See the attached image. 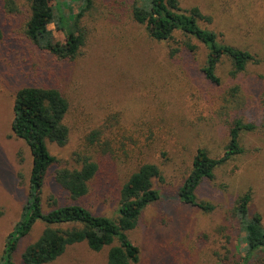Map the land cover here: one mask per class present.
<instances>
[{
  "label": "rangeland",
  "instance_id": "rangeland-1",
  "mask_svg": "<svg viewBox=\"0 0 264 264\" xmlns=\"http://www.w3.org/2000/svg\"><path fill=\"white\" fill-rule=\"evenodd\" d=\"M133 1L93 0L79 23L84 45L69 62L26 38L27 8L21 0L14 14L7 13L0 0V257L27 201L32 158L10 127L14 93L27 86L56 88L68 103L67 142L47 144L56 162L43 182L45 210L52 199L57 207L79 204L115 219L119 193L129 176L142 164L159 167L162 180L154 187L160 199L146 207L136 227L126 232L139 249L136 264H225L227 250L245 244L243 234L237 238L230 211L248 190L249 212L259 214L264 226V0H178L182 8L197 7L211 19L201 26L215 32L219 41L259 59L235 78L223 62L219 86L206 82L199 72L206 53L202 45L197 44L195 53L180 51L169 58L167 44L154 41L145 26L133 21ZM58 2L68 5L63 6L66 15L77 13L80 5L77 0ZM66 27L73 30L71 23ZM64 41L65 30L55 21L47 25L39 44ZM232 86L239 88L238 103L220 110L221 98ZM237 118L253 127L240 134L243 152L218 167L196 190L197 200L211 204L213 211L183 205L177 191L197 149L220 157ZM76 155L91 157L98 171L88 193L75 201L53 175L60 168H78ZM41 230V225L35 226L20 244L17 264L24 247ZM109 248L93 252L85 243L75 244L49 264H107Z\"/></svg>",
  "mask_w": 264,
  "mask_h": 264
},
{
  "label": "trees",
  "instance_id": "trees-1",
  "mask_svg": "<svg viewBox=\"0 0 264 264\" xmlns=\"http://www.w3.org/2000/svg\"><path fill=\"white\" fill-rule=\"evenodd\" d=\"M17 1L3 0L4 10L9 14L17 13ZM21 1L27 8L23 29L26 38L59 60H75L85 42L79 23L91 9L93 0H77L80 3L77 13L69 12L67 15L64 14L63 6L68 5H61L58 0ZM130 13L134 22L145 26L150 38L167 44L169 58L175 57L180 51L195 53L197 44L202 45L206 53L199 72L209 84L221 85L218 70L223 62L229 64L228 75L231 78L244 72L249 64L259 63L255 54L219 41L215 32L202 27L201 22L211 19L204 17L197 7L182 8L178 0H134L130 5ZM55 21L61 30H65V41L40 46L39 39L46 32L47 25ZM68 23L72 24L73 30L66 29ZM2 38L0 30V41ZM238 93L237 86L225 91L220 110L236 105ZM261 100L264 104V89ZM67 111V100L56 88L27 86L14 93L11 131L14 137L26 143L32 160L27 201L20 219L5 239L0 264H17L15 256L20 244L37 225H41L42 230L33 242L24 247L20 255L21 264H49L68 247L79 243H85L93 252L110 247L107 264H136L139 261V249L129 240L126 232L136 227L146 207L160 199L159 191L154 187L155 181L162 180L157 165L142 164L129 176L119 193L115 219L94 214L79 204L57 207L52 199L49 210L43 207V182L48 169L56 162L47 144L63 146L67 142L69 131L64 123ZM252 129L241 119H235L229 131V141L218 158H211L205 149H197L191 170L177 191L180 203L203 212L213 211L211 204L197 200L196 190L203 181L213 178L218 167L243 152L239 144L240 134ZM75 161L78 168L57 169L53 178L76 201L88 193L98 165L88 156L76 155ZM250 202L251 193L248 190L237 198L230 211L238 230L237 238L243 234L245 244L241 248L237 243L233 249H228L223 259L225 264L230 259L232 264H264V257H261L264 255V226L259 214H250Z\"/></svg>",
  "mask_w": 264,
  "mask_h": 264
}]
</instances>
